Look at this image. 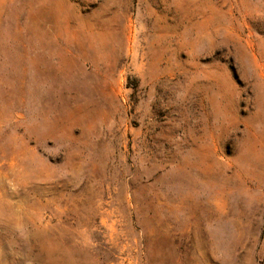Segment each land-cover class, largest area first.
Here are the masks:
<instances>
[{
  "label": "rangeland",
  "instance_id": "rangeland-1",
  "mask_svg": "<svg viewBox=\"0 0 264 264\" xmlns=\"http://www.w3.org/2000/svg\"><path fill=\"white\" fill-rule=\"evenodd\" d=\"M0 264H264V0H0Z\"/></svg>",
  "mask_w": 264,
  "mask_h": 264
}]
</instances>
